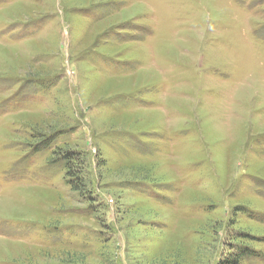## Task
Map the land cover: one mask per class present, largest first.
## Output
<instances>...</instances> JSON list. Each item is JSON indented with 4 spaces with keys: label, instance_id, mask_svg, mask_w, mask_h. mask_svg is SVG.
<instances>
[{
    "label": "rangeland",
    "instance_id": "obj_1",
    "mask_svg": "<svg viewBox=\"0 0 264 264\" xmlns=\"http://www.w3.org/2000/svg\"><path fill=\"white\" fill-rule=\"evenodd\" d=\"M241 251L264 264V0H0V264Z\"/></svg>",
    "mask_w": 264,
    "mask_h": 264
},
{
    "label": "trees",
    "instance_id": "obj_2",
    "mask_svg": "<svg viewBox=\"0 0 264 264\" xmlns=\"http://www.w3.org/2000/svg\"><path fill=\"white\" fill-rule=\"evenodd\" d=\"M78 156H80V153H76V152H68V153H66V155L63 157V159L65 160V162L68 163V169L71 168L72 159H76ZM70 176H72V174ZM244 252L245 251H241L239 253L236 252L235 254H230L229 256L231 258H229L227 260H224L225 262H223L221 264H240L241 258L244 257V255H243V254H245Z\"/></svg>",
    "mask_w": 264,
    "mask_h": 264
}]
</instances>
